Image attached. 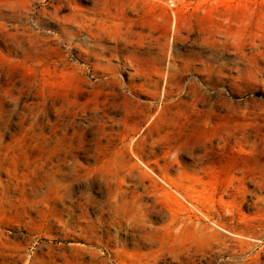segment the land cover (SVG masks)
Wrapping results in <instances>:
<instances>
[{
	"label": "rangeland",
	"instance_id": "rangeland-1",
	"mask_svg": "<svg viewBox=\"0 0 264 264\" xmlns=\"http://www.w3.org/2000/svg\"><path fill=\"white\" fill-rule=\"evenodd\" d=\"M0 264H264V0H0Z\"/></svg>",
	"mask_w": 264,
	"mask_h": 264
},
{
	"label": "bare ground",
	"instance_id": "bare-ground-1",
	"mask_svg": "<svg viewBox=\"0 0 264 264\" xmlns=\"http://www.w3.org/2000/svg\"><path fill=\"white\" fill-rule=\"evenodd\" d=\"M159 1H161V0H159ZM159 5V4H158ZM172 13V12H171ZM106 185V184H105ZM107 188V187H106ZM109 189V188H108ZM112 206V205H111ZM196 208V207H195Z\"/></svg>",
	"mask_w": 264,
	"mask_h": 264
}]
</instances>
